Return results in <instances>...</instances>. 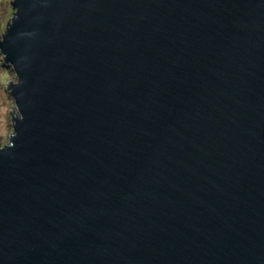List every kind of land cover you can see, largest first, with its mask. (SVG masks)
Returning a JSON list of instances; mask_svg holds the SVG:
<instances>
[{
	"label": "water",
	"instance_id": "95a60500",
	"mask_svg": "<svg viewBox=\"0 0 264 264\" xmlns=\"http://www.w3.org/2000/svg\"><path fill=\"white\" fill-rule=\"evenodd\" d=\"M0 264H264V0H12Z\"/></svg>",
	"mask_w": 264,
	"mask_h": 264
},
{
	"label": "rangeland",
	"instance_id": "374dc122",
	"mask_svg": "<svg viewBox=\"0 0 264 264\" xmlns=\"http://www.w3.org/2000/svg\"><path fill=\"white\" fill-rule=\"evenodd\" d=\"M12 0H0V38L5 32L6 25L12 16ZM0 54V148L10 142L13 133L12 117L18 115L13 98L7 88L11 83H17L11 67H6Z\"/></svg>",
	"mask_w": 264,
	"mask_h": 264
}]
</instances>
